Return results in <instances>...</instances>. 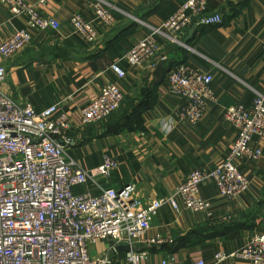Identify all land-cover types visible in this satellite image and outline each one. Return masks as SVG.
Returning a JSON list of instances; mask_svg holds the SVG:
<instances>
[{
  "label": "crops",
  "instance_id": "1",
  "mask_svg": "<svg viewBox=\"0 0 264 264\" xmlns=\"http://www.w3.org/2000/svg\"><path fill=\"white\" fill-rule=\"evenodd\" d=\"M24 1L58 21L60 28L30 31L29 46L4 61L0 91L36 113L53 105L58 113H67L74 123L66 134L72 140L71 159L86 170L100 167L104 155L117 162L108 179L99 178L103 188L121 191L135 185L146 202L171 196L191 172L210 171L229 154L236 129L223 119L224 109L237 103L250 107L257 95H264V0H209L208 13L219 15L222 23L192 24L176 42L158 37L154 69L129 66L124 57L186 0H101L112 8L113 22L97 25L94 43L72 36L69 19L79 15L92 21L96 0ZM25 28L24 18H14L0 4V43ZM113 64L124 71L122 78L110 69ZM179 64L213 77L214 100L196 124L175 117L184 100L167 92V73ZM108 84L123 94L117 111L99 123L79 126L78 110ZM250 146L261 157L235 161L249 181L248 191L226 199L212 181L204 182L200 196L210 201L211 217L185 210L180 201L178 211L163 205L150 218L146 234L162 241L138 246L147 253L141 264H160L169 255L174 264H250L230 257L252 236L264 233V134ZM100 242L108 246L97 241L94 256L106 250L98 249ZM119 252L114 264H126L124 252ZM216 255L225 259L217 262Z\"/></svg>",
  "mask_w": 264,
  "mask_h": 264
},
{
  "label": "built area",
  "instance_id": "2",
  "mask_svg": "<svg viewBox=\"0 0 264 264\" xmlns=\"http://www.w3.org/2000/svg\"><path fill=\"white\" fill-rule=\"evenodd\" d=\"M209 0H186L164 23L134 45L124 60L129 66L154 69L157 38L176 42L190 25H220L222 18L207 12ZM10 14L26 20V28L16 30L0 43V83L5 78L4 61L31 42V30L58 31L60 23L43 16L24 0H0ZM94 19L79 15L69 19L71 34L94 43L98 24L113 22L111 7L101 0L94 3ZM110 69L119 77L118 64ZM213 77L179 64L167 73V92L184 100L175 117L191 124L200 121L207 104L214 100ZM123 101L115 84H108L92 102L77 113L79 126L99 123L113 115ZM223 119L236 129L229 154L210 171L191 172L171 196L143 201L135 185L121 191L103 188L98 180L108 179L117 162L104 155L96 170L81 168L69 157L73 129L71 117L58 113L53 105L36 113L30 105L20 106L0 91V264H114L119 248L126 264H141L147 253L138 246L157 245L160 236L147 238L149 220L163 205L204 213L211 217V204L200 196V186L212 181L220 196L237 198L248 191L249 181L235 161H257L262 153L250 146L254 137L264 134V95H257L250 107L237 103L223 111ZM89 188L97 191L92 194ZM77 189H84L78 192ZM108 243L100 256L91 254L97 241ZM230 257L250 264H264V233L252 236ZM224 255H216L220 262ZM160 264H174L169 255ZM194 264H205L197 261Z\"/></svg>",
  "mask_w": 264,
  "mask_h": 264
},
{
  "label": "rangeland",
  "instance_id": "3",
  "mask_svg": "<svg viewBox=\"0 0 264 264\" xmlns=\"http://www.w3.org/2000/svg\"><path fill=\"white\" fill-rule=\"evenodd\" d=\"M98 249H103V248H106V244L104 242H100L98 243ZM97 253V249L94 247L92 250H91V254L92 255H96Z\"/></svg>",
  "mask_w": 264,
  "mask_h": 264
},
{
  "label": "water",
  "instance_id": "4",
  "mask_svg": "<svg viewBox=\"0 0 264 264\" xmlns=\"http://www.w3.org/2000/svg\"><path fill=\"white\" fill-rule=\"evenodd\" d=\"M193 28H195V26H194ZM119 249H120V248H119Z\"/></svg>",
  "mask_w": 264,
  "mask_h": 264
},
{
  "label": "trees",
  "instance_id": "5",
  "mask_svg": "<svg viewBox=\"0 0 264 264\" xmlns=\"http://www.w3.org/2000/svg\"><path fill=\"white\" fill-rule=\"evenodd\" d=\"M208 12V11H207ZM112 116V115H111Z\"/></svg>",
  "mask_w": 264,
  "mask_h": 264
}]
</instances>
